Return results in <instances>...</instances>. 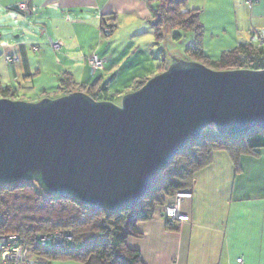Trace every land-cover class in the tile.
Masks as SVG:
<instances>
[{
  "label": "water",
  "instance_id": "obj_1",
  "mask_svg": "<svg viewBox=\"0 0 264 264\" xmlns=\"http://www.w3.org/2000/svg\"><path fill=\"white\" fill-rule=\"evenodd\" d=\"M209 127L228 137L264 131V70L180 61L119 105L82 92L0 99V183H35L47 197L123 212Z\"/></svg>",
  "mask_w": 264,
  "mask_h": 264
},
{
  "label": "crops",
  "instance_id": "obj_2",
  "mask_svg": "<svg viewBox=\"0 0 264 264\" xmlns=\"http://www.w3.org/2000/svg\"><path fill=\"white\" fill-rule=\"evenodd\" d=\"M23 3L36 12L22 16L15 9ZM125 5L144 15L152 11L143 0H0L1 83L14 87L18 96L25 85L35 88L48 71L54 82L44 84L39 100L65 96L59 89L68 76L80 85L102 81L106 100L121 102L126 89L153 73L146 69L138 78L136 63L112 54L115 34L104 41L103 16ZM186 8L200 12L203 49L218 42L232 50L264 32V0H188ZM94 47L107 60L101 74L87 63ZM7 56L19 61L8 63ZM192 191L183 206L189 222L169 227L159 208L152 220L138 224L140 235L128 238L126 246L138 251L144 264H236L240 257L247 264H264V149L242 156L239 170L228 153H214L212 164L196 174Z\"/></svg>",
  "mask_w": 264,
  "mask_h": 264
},
{
  "label": "trees",
  "instance_id": "obj_3",
  "mask_svg": "<svg viewBox=\"0 0 264 264\" xmlns=\"http://www.w3.org/2000/svg\"><path fill=\"white\" fill-rule=\"evenodd\" d=\"M143 1L147 2L160 18L153 23L158 38L162 37L164 27L194 33L196 46L192 49V54L206 67L215 71L264 70V46L258 48L252 40L222 52L217 60L207 56L203 51L204 27L200 12L188 10V0ZM15 10L20 13L18 8ZM22 16L27 17L23 14ZM115 21L114 14L103 16L101 31L104 37H109L116 30ZM107 28L110 30L109 34L105 33ZM166 70L164 67L160 69V73ZM149 80L150 78H145L137 81L132 86V92L143 87ZM59 91L65 96L78 91L96 101H102L100 97L106 100V89L102 81L80 85L66 76ZM16 93L14 87L3 85L0 81V99L15 100ZM262 149L264 131L260 129L228 137L217 133L214 127H209L199 140L186 146L169 163L154 187L138 205L116 213L91 210L71 197H47L35 183H0V236L19 234L26 237L33 258L50 264L54 261H74L81 264H144L140 253L126 246L128 238L140 235L137 228L139 223L152 220L157 209L171 202L175 192L193 188L196 174L212 164L214 153H228L239 170V160L242 156L256 155ZM56 230L71 232L72 240L63 247L55 248L41 246L32 239L36 234H49Z\"/></svg>",
  "mask_w": 264,
  "mask_h": 264
},
{
  "label": "rangeland",
  "instance_id": "obj_4",
  "mask_svg": "<svg viewBox=\"0 0 264 264\" xmlns=\"http://www.w3.org/2000/svg\"><path fill=\"white\" fill-rule=\"evenodd\" d=\"M119 10V12L114 13V17H116V30L109 37L104 38V41H108L115 34V46L109 42L113 45L112 54L116 56H128L131 62L136 63V67L139 69L140 73L138 74V78H141V75L146 72V69L151 70L153 68V73L150 75L152 76L150 79H152L162 74L160 73V69L164 67L168 69L180 61L199 63L192 54V49L196 46L193 32L178 28L171 29L164 27L162 30V37L158 38L153 23L160 18L155 10L150 11L147 15L142 14L139 9L132 6L125 5L123 9ZM106 47H108V45H105V48ZM95 48L96 47L89 53L91 54L95 50H98ZM226 50H229V47L219 45L218 42L209 43L206 45V49H203V51L206 52L205 54L213 60L219 59L222 52ZM106 65L108 64L106 63ZM134 70L135 68L132 71L136 73ZM99 71V74H101V72L104 73V69ZM54 78V76H51V72L47 71L40 79L35 81V88H33V84L25 85L24 88L26 89L21 88L19 95L14 97V99L27 103H37L43 99H50L43 98L39 100L44 84L51 86V83L54 82ZM63 79L64 78L61 79V83ZM132 90L133 88L126 89V93H123L122 98L131 93ZM50 97H52L51 100L57 99L55 95H51ZM99 99L103 100L104 98L100 97ZM119 100L120 99H117L115 103L120 104Z\"/></svg>",
  "mask_w": 264,
  "mask_h": 264
},
{
  "label": "built area",
  "instance_id": "obj_5",
  "mask_svg": "<svg viewBox=\"0 0 264 264\" xmlns=\"http://www.w3.org/2000/svg\"><path fill=\"white\" fill-rule=\"evenodd\" d=\"M18 10L23 15H28L36 12V8L31 7L29 3L19 5ZM110 30L105 29V33L109 34ZM252 42L258 48L264 46V32H256L253 34ZM52 47L58 48L59 44L51 42ZM35 51L38 49L35 48ZM8 63H17L18 57H5ZM88 65L94 70L105 69V60L101 55L94 51L87 57ZM193 197L192 188L179 190L175 192L171 202L162 208L161 217L169 227L175 224H182L190 221V217L184 212V203ZM33 241L41 246H53L55 248L63 247L67 242L72 240V233L65 230H56L49 234H36ZM0 264H50L47 261H39L33 258L31 248L28 245V239L19 234H8L0 236ZM236 264H247L243 257L237 259Z\"/></svg>",
  "mask_w": 264,
  "mask_h": 264
}]
</instances>
